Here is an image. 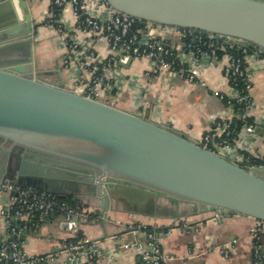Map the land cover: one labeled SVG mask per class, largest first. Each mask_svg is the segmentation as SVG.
I'll use <instances>...</instances> for the list:
<instances>
[{
  "label": "water",
  "instance_id": "obj_1",
  "mask_svg": "<svg viewBox=\"0 0 264 264\" xmlns=\"http://www.w3.org/2000/svg\"><path fill=\"white\" fill-rule=\"evenodd\" d=\"M106 1L148 22L213 32L264 49V0ZM14 9H20L23 33L32 41L23 0H0V29L15 24ZM31 55L30 47L26 60L0 65V139L17 158L12 175L5 178L62 198L86 186L99 199L103 220L112 201L125 200L140 214L154 216L164 198L175 205L192 202L199 214L232 212L264 221L263 168L248 170L169 125L88 98L62 83L33 78L32 66L27 69Z\"/></svg>",
  "mask_w": 264,
  "mask_h": 264
},
{
  "label": "crops",
  "instance_id": "obj_2",
  "mask_svg": "<svg viewBox=\"0 0 264 264\" xmlns=\"http://www.w3.org/2000/svg\"><path fill=\"white\" fill-rule=\"evenodd\" d=\"M23 2L30 15L32 41L28 39L29 34L23 33L26 23L21 22L20 9H14L15 24L9 23L0 29V65L26 60L31 47V61L27 63V69L31 66L33 69L31 77L52 84L62 83L70 90L74 89L78 80H88L89 72L80 68L76 61L63 66L66 48L61 45L55 30L44 23L48 0ZM102 12L98 11L100 14ZM60 16L72 29L76 39L82 45L91 47L99 59L112 55L105 42L93 41L88 34L74 29L75 18L69 4L64 5ZM153 30L156 34L171 38L175 47L181 45L179 33L172 28L155 26ZM227 62L228 54L225 52L216 60L201 59L192 69L195 81H188L168 68L152 74V63L148 58L132 57L127 63L118 65L112 81L107 89L100 92V97L104 102L155 124L169 125L173 131L197 141L215 122L231 124L235 118L226 98L215 94L218 92L225 97L233 94V88L223 75ZM244 65L250 74L253 106L249 116L255 130L252 133L243 129L238 131L235 142L240 151L219 150L235 163H242L241 152L264 159V54L247 56ZM16 162L17 158L10 154V144L0 139V177L12 175ZM84 180L90 181L89 178ZM68 196L89 213V218L83 217L78 221L77 236H82L86 242L97 241L101 251L98 258L85 264H137L138 255L131 245L125 249H118L117 246L145 243L146 229H139L137 225L156 229L172 223L177 226L158 230L162 249L172 256L161 264H251L254 238L250 231L257 222L252 217L232 212L199 214L193 211L192 202L175 205L160 198L154 216L140 214L125 200H119L111 202V209L103 220L100 201L92 196L86 186L81 192ZM9 206L10 192L0 188V210ZM174 213L183 217L173 220L171 216ZM61 221L59 215H50L35 231L24 233L19 239L21 251L29 256L51 254L52 259L44 264H67L68 252L63 244L76 235L66 231ZM3 232L4 218L0 215V233ZM258 242L264 248V233L259 236ZM225 245L230 247L227 258L219 252V248ZM115 248L122 252L118 259L110 258V251Z\"/></svg>",
  "mask_w": 264,
  "mask_h": 264
},
{
  "label": "built area",
  "instance_id": "obj_3",
  "mask_svg": "<svg viewBox=\"0 0 264 264\" xmlns=\"http://www.w3.org/2000/svg\"><path fill=\"white\" fill-rule=\"evenodd\" d=\"M66 4L71 6L75 18L74 29L88 34L93 41L105 42L112 55L101 60L91 47L82 45L76 39L72 29L60 16ZM100 10L103 11L102 14L98 13ZM44 23L55 30L61 45L66 48L63 66L67 67L76 61L80 68L89 72L88 80L75 82L73 91L100 101H103L100 92L108 88L118 65L127 63L129 58H148L152 63V74L168 68L180 78L195 81L192 69L197 62L201 59L216 60L222 53H227L228 62L223 68V75L233 88V94L229 97L218 92L215 94L226 98L234 111V119L242 123L241 129L250 133L255 130L254 124L248 122L253 101L250 97V74L244 60L249 55L264 54L263 48L213 32L148 22L113 9L106 0H48ZM155 26L170 27L177 31L181 45L177 48L171 38L156 34L153 30ZM238 131L236 121L234 124L217 121L197 142L202 148L220 155L219 150L222 149L240 151L235 142ZM240 155V160L245 163L242 166L237 161L240 166L248 170L263 168L252 164L245 153L241 152ZM0 188L10 192V206L0 210V215L4 218V232L0 233V264H44L52 259L51 254L29 256L21 251L19 245V239L24 233L35 231L50 215H59L66 231L76 235L63 244L68 252L67 264H85L101 255L97 241L86 242L82 236H77L78 221L83 217L89 218V213L81 205L72 204L55 194H44L30 187L17 185L5 177H0ZM256 221L250 231L254 238L251 264H264V248L258 242L259 236L264 233V221ZM137 227L146 229L145 225ZM145 233L144 244L125 243L117 248L132 246L138 255L137 264H161L172 257L162 249L157 229H146ZM117 248L110 251V258L120 257L122 252ZM229 249L225 245L219 248V252L227 258Z\"/></svg>",
  "mask_w": 264,
  "mask_h": 264
},
{
  "label": "trees",
  "instance_id": "obj_4",
  "mask_svg": "<svg viewBox=\"0 0 264 264\" xmlns=\"http://www.w3.org/2000/svg\"><path fill=\"white\" fill-rule=\"evenodd\" d=\"M234 121H236V128H237V130H240L241 127H242V123L239 122L238 120L234 119V120L232 121L231 124H234ZM248 122L252 123L250 117H249V119H248ZM245 155L250 159V162H251L252 164H254V165H261V166H263V168H264V159H263V158L259 159V158L252 157V156H250V155H248V154H245ZM240 164H241L242 166L245 165L244 162H242V163H240ZM63 199H67V200L71 201L72 204H78V202H77L75 199H73L72 197H70V196H68V197H63ZM78 205H79V204H78ZM146 229H152V228H151L150 226H148V227H146ZM72 239H74V238H72Z\"/></svg>",
  "mask_w": 264,
  "mask_h": 264
},
{
  "label": "rangeland",
  "instance_id": "obj_5",
  "mask_svg": "<svg viewBox=\"0 0 264 264\" xmlns=\"http://www.w3.org/2000/svg\"><path fill=\"white\" fill-rule=\"evenodd\" d=\"M5 143H7V142H5ZM262 176H264V175L262 174Z\"/></svg>",
  "mask_w": 264,
  "mask_h": 264
}]
</instances>
